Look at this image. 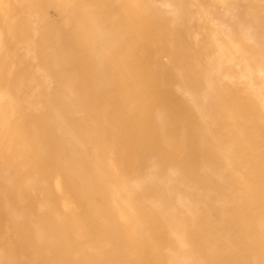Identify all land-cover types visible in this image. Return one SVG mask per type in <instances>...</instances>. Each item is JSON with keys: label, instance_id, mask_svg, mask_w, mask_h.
<instances>
[{"label": "rangeland", "instance_id": "1", "mask_svg": "<svg viewBox=\"0 0 264 264\" xmlns=\"http://www.w3.org/2000/svg\"><path fill=\"white\" fill-rule=\"evenodd\" d=\"M263 38L264 0H0V86L54 154L39 217L85 249L67 262L260 243Z\"/></svg>", "mask_w": 264, "mask_h": 264}, {"label": "bare ground", "instance_id": "2", "mask_svg": "<svg viewBox=\"0 0 264 264\" xmlns=\"http://www.w3.org/2000/svg\"><path fill=\"white\" fill-rule=\"evenodd\" d=\"M216 22L218 21L212 20L211 24ZM221 28L226 27L223 25ZM217 32L220 33L219 30ZM224 32L220 34L224 35ZM262 61L264 63V58ZM247 73L250 75L251 70H247L246 75ZM257 73L261 83L257 85L256 92L264 103V70L259 69ZM253 79L255 80L254 77ZM249 80L251 81L250 77ZM19 113L16 89L13 86L5 88L0 86V264H75L74 260L67 262L66 259L75 255L80 258L85 249L55 245V238L51 236L44 221L39 217L41 211L50 210V190L43 193L40 189L44 181L47 185L48 182L50 183L54 154L49 149L37 153H30L26 149L28 142L26 139H30V143H33L38 137V131L32 121L21 117ZM21 131L24 139L20 138ZM43 141V145L47 147L46 140ZM57 156L62 157V154ZM37 168L45 169L46 173L41 171L38 174ZM258 217L257 228L259 232L264 233L263 201L260 203ZM127 249L134 255L133 260L118 264H264V237L258 245H252L243 251L236 247L225 249L223 252L225 259L220 262L211 260L214 247L187 249L184 246L163 248L131 246ZM104 250L109 256L106 264H115L113 259L118 258V252L109 253L107 248ZM50 256L55 257L50 258ZM236 257L242 261L236 260ZM90 261L88 263H91ZM80 264L86 262L80 260Z\"/></svg>", "mask_w": 264, "mask_h": 264}]
</instances>
